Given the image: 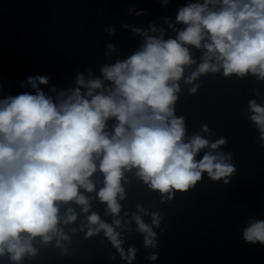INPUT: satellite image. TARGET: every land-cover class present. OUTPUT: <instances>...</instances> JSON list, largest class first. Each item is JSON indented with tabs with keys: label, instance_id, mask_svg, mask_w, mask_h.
Segmentation results:
<instances>
[{
	"label": "clouds",
	"instance_id": "9594fccd",
	"mask_svg": "<svg viewBox=\"0 0 264 264\" xmlns=\"http://www.w3.org/2000/svg\"><path fill=\"white\" fill-rule=\"evenodd\" d=\"M176 21L186 26L176 39L145 35L141 50L101 69L103 79L85 81L78 74L76 87L60 91L54 99L39 87L48 85V77H29L34 94L24 92L0 100V257L8 255L13 262L25 255L35 257L36 237L44 244L55 237L60 247L59 241L68 239L58 227L60 205L75 202L87 213L89 199L81 190H95L92 177L97 171L103 174L104 185L97 196L113 216L121 212L118 198L125 199L121 182L126 171L136 169L149 188L162 196L169 194L168 199L173 190L194 186L204 172L219 180L235 171L226 162L230 156L207 152L199 161L195 159L200 150H215L225 140L210 143L194 135L185 142L184 119L174 114V105L185 66L196 63L186 45L205 50L186 83L221 69L225 77L243 78L251 73L264 80V0L191 3L178 10ZM105 81L112 87H105ZM190 91L195 93L196 87ZM249 108L264 140V106L251 100ZM113 118L111 130H106ZM203 130L208 131L206 126ZM138 210L148 214L143 208ZM151 215L152 225L159 227V213ZM76 219L68 207L63 223ZM133 219L144 234V246L155 248L153 228L141 215ZM87 224V236L103 230L121 258L131 264L136 249L130 248L126 255L112 225L95 212L87 216ZM114 224L120 227L121 221L116 219ZM243 238L264 245V220L251 221ZM148 258L156 260L158 255Z\"/></svg>",
	"mask_w": 264,
	"mask_h": 264
}]
</instances>
